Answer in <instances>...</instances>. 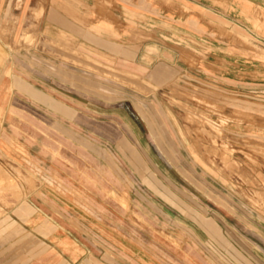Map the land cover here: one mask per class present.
Instances as JSON below:
<instances>
[{
    "label": "rangeland",
    "instance_id": "1",
    "mask_svg": "<svg viewBox=\"0 0 264 264\" xmlns=\"http://www.w3.org/2000/svg\"><path fill=\"white\" fill-rule=\"evenodd\" d=\"M52 1L0 0V264H264V0Z\"/></svg>",
    "mask_w": 264,
    "mask_h": 264
},
{
    "label": "crops",
    "instance_id": "2",
    "mask_svg": "<svg viewBox=\"0 0 264 264\" xmlns=\"http://www.w3.org/2000/svg\"><path fill=\"white\" fill-rule=\"evenodd\" d=\"M94 0H53L51 5H49L45 13L48 14L49 20L52 21L51 27H56L65 31H69L70 33H73L76 36L82 37L83 40L88 41V37L90 33L87 31L86 25H89L91 23L97 24L96 22L92 21V19L86 15H80L76 18L69 15L67 12H71V10H68L72 6L79 5L81 9V14H85L91 11H94ZM6 9V7H5ZM95 13V12H94ZM106 15L108 17L109 11H103L99 12V15ZM81 19H80V18ZM108 24V23H107ZM114 30L120 31L121 25L118 22H113ZM108 29V28H107ZM98 38L97 44L102 50L110 51V47H112V44L114 42L113 38L109 37V33H105L101 35V37L92 36ZM160 71H158L159 73ZM15 84H18V87L24 92L30 95L33 99L45 103L48 106H52L56 109L60 108L64 110L65 112H68V110L64 109L61 105L58 103L52 102L50 98L36 90L32 85L29 83L23 82L22 80H19V78L15 79Z\"/></svg>",
    "mask_w": 264,
    "mask_h": 264
}]
</instances>
